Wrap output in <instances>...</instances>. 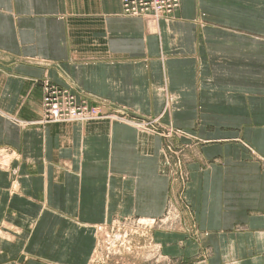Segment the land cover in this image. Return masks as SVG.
<instances>
[{
  "label": "crops",
  "instance_id": "1",
  "mask_svg": "<svg viewBox=\"0 0 264 264\" xmlns=\"http://www.w3.org/2000/svg\"><path fill=\"white\" fill-rule=\"evenodd\" d=\"M45 81L94 115L40 122ZM0 149V264L165 216L155 264H264V0H0Z\"/></svg>",
  "mask_w": 264,
  "mask_h": 264
},
{
  "label": "rangeland",
  "instance_id": "2",
  "mask_svg": "<svg viewBox=\"0 0 264 264\" xmlns=\"http://www.w3.org/2000/svg\"><path fill=\"white\" fill-rule=\"evenodd\" d=\"M122 3L123 2L121 0V6L123 10ZM151 4L152 3L149 5ZM178 5L179 0L177 1L175 8H177ZM174 9L172 8V11L170 10L169 13H163L160 15H155L149 12L142 15L151 16L154 19H157V17L171 15ZM42 87L43 96L41 102L43 105V114L41 116L42 118L40 119V122L43 124L85 120V118L94 115V110L92 108L85 107V105H82L81 103H77L75 101L74 95L71 92L62 89L55 84L53 85L48 81L42 83ZM55 103L60 111L61 119L46 117L48 114L50 115L52 106L55 105ZM67 109L75 110L76 114L71 116ZM120 116L122 117V115ZM38 124H40L39 121ZM149 124L157 126V123ZM168 135L169 134H166L164 136ZM3 153L7 152L4 149H0V167L7 165V163H5V158L2 155ZM169 219L170 218L167 216L158 221H147L140 218H131L118 220V222L112 223L109 226H105L103 229H98L95 234L96 246L94 248V252L92 253L90 262L92 264H136L133 259L135 256H137V258H140L145 264H155V262L160 259L162 252L158 247L159 244L155 239V234L152 233V229L156 226L163 227V224L168 222ZM159 262H161V260ZM19 264L26 263L20 262Z\"/></svg>",
  "mask_w": 264,
  "mask_h": 264
},
{
  "label": "built area",
  "instance_id": "3",
  "mask_svg": "<svg viewBox=\"0 0 264 264\" xmlns=\"http://www.w3.org/2000/svg\"><path fill=\"white\" fill-rule=\"evenodd\" d=\"M177 1L178 0H122V5L125 14L132 16H140L147 12L160 15L163 13H169L170 10L172 11V8H175ZM150 3L152 4L149 5ZM67 110L71 116L76 114L75 110ZM46 117L61 119V114L56 103L52 106L50 115L48 114Z\"/></svg>",
  "mask_w": 264,
  "mask_h": 264
}]
</instances>
